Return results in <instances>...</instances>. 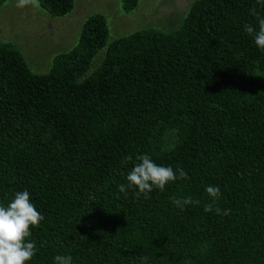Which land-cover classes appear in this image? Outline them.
Here are the masks:
<instances>
[{
	"label": "trees",
	"instance_id": "obj_1",
	"mask_svg": "<svg viewBox=\"0 0 264 264\" xmlns=\"http://www.w3.org/2000/svg\"><path fill=\"white\" fill-rule=\"evenodd\" d=\"M36 2L55 18L74 8ZM122 2L130 13L138 0ZM253 7L264 16L258 0H194L177 30L109 45L105 18L92 15L43 75L0 43V205L26 190L45 217L26 264L58 254L73 264H264V51L244 30H258ZM145 153L189 179L125 196L118 186ZM209 185L230 215L204 212ZM187 196L200 204L172 203Z\"/></svg>",
	"mask_w": 264,
	"mask_h": 264
},
{
	"label": "rangeland",
	"instance_id": "obj_2",
	"mask_svg": "<svg viewBox=\"0 0 264 264\" xmlns=\"http://www.w3.org/2000/svg\"><path fill=\"white\" fill-rule=\"evenodd\" d=\"M194 0H138L126 13L122 0H74L64 17H51L35 5L17 8V0H6L0 9V43L18 50L30 71L49 72L55 56L70 51L78 42L84 21L102 15L108 29L107 45L136 31L153 28L162 33L177 30ZM105 49L94 57L89 72L104 59ZM147 264L146 260H142Z\"/></svg>",
	"mask_w": 264,
	"mask_h": 264
},
{
	"label": "clouds",
	"instance_id": "obj_3",
	"mask_svg": "<svg viewBox=\"0 0 264 264\" xmlns=\"http://www.w3.org/2000/svg\"><path fill=\"white\" fill-rule=\"evenodd\" d=\"M36 0H17L16 7L24 8L35 5ZM260 7H264V2L258 0ZM250 14L254 16L258 23V30L249 24L244 25L245 32L251 36L258 49L264 51V16L257 11L256 7L251 8ZM132 157H125L127 163ZM136 163L128 172L127 185L120 184L118 191L127 196V189H136L135 196L141 195L148 198V194L157 189L161 192L170 182L177 179H189L187 173L178 168L175 171L172 167L158 165L145 153L136 155ZM205 192L210 198V202L204 205V212H215L217 215H230V209H221L217 201L221 197L219 186H206ZM172 203L184 210L188 205H199L200 200L187 197H173ZM45 217L37 211L35 204L30 199L28 191H17L14 198L7 206L0 205V264H26L37 252V246L30 239L31 228L38 227ZM54 264H73L71 255L58 254L54 257Z\"/></svg>",
	"mask_w": 264,
	"mask_h": 264
}]
</instances>
